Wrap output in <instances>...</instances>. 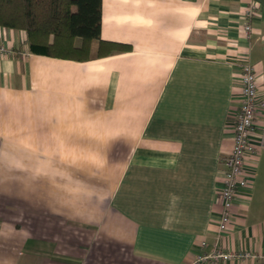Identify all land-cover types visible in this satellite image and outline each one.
Instances as JSON below:
<instances>
[{
    "label": "crops",
    "instance_id": "0c3cea01",
    "mask_svg": "<svg viewBox=\"0 0 264 264\" xmlns=\"http://www.w3.org/2000/svg\"><path fill=\"white\" fill-rule=\"evenodd\" d=\"M100 36L130 47L51 57L0 27V264H196L215 243L242 61L264 96V0H101ZM245 168L224 241L253 257L203 264H264V149Z\"/></svg>",
    "mask_w": 264,
    "mask_h": 264
},
{
    "label": "trees",
    "instance_id": "16d2710c",
    "mask_svg": "<svg viewBox=\"0 0 264 264\" xmlns=\"http://www.w3.org/2000/svg\"><path fill=\"white\" fill-rule=\"evenodd\" d=\"M0 27L22 30L34 54L84 60L128 49L101 39V0H0Z\"/></svg>",
    "mask_w": 264,
    "mask_h": 264
},
{
    "label": "built area",
    "instance_id": "2783aa9c",
    "mask_svg": "<svg viewBox=\"0 0 264 264\" xmlns=\"http://www.w3.org/2000/svg\"><path fill=\"white\" fill-rule=\"evenodd\" d=\"M256 14L254 4H249L243 12L245 21L242 23V30L246 37H249L252 31L250 18ZM11 52L9 46L0 43L1 55H10ZM236 80L239 104L233 123V143L229 152L222 157L224 171L221 185L216 193L220 202V214L216 220L217 235L210 250L196 255L194 259L196 264L253 257L248 250L227 248L224 241L232 225L236 195L240 191L247 190L251 183V176L245 168L246 160L258 149H264V96L260 95V85L254 65L247 60L242 61ZM257 113L262 116V122L259 125H256ZM257 128L258 131H256ZM199 244L202 248L207 246L205 240Z\"/></svg>",
    "mask_w": 264,
    "mask_h": 264
},
{
    "label": "rangeland",
    "instance_id": "374dc122",
    "mask_svg": "<svg viewBox=\"0 0 264 264\" xmlns=\"http://www.w3.org/2000/svg\"><path fill=\"white\" fill-rule=\"evenodd\" d=\"M96 42H97V41H96V40H94V41H93V43H92V46H91V49H92V51H94V50H95V45H96Z\"/></svg>",
    "mask_w": 264,
    "mask_h": 264
}]
</instances>
